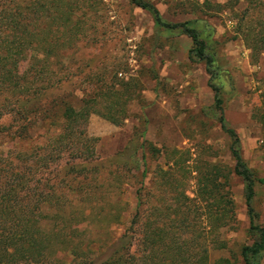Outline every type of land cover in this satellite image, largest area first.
<instances>
[{
    "label": "rangeland",
    "instance_id": "374dc122",
    "mask_svg": "<svg viewBox=\"0 0 264 264\" xmlns=\"http://www.w3.org/2000/svg\"><path fill=\"white\" fill-rule=\"evenodd\" d=\"M150 1L165 20L187 21L207 41L208 54L214 58L212 82L220 90L226 123L239 134L243 157L256 180L252 203L255 222L264 226V56L259 64L252 63L251 52L236 32L237 22L228 10L210 14L194 7L195 0L183 4L182 0ZM48 2L50 15L45 18L38 12L36 27H48L57 40L51 44L49 55L29 45L21 70L47 58L46 63L63 79L48 92L49 100L64 97L78 106L83 97L90 98L94 92L102 94L85 127L96 146L97 159L86 163L94 169L84 185L91 177L105 183L91 190L95 195L85 189L79 197H85L86 208L99 200L103 211L98 220L85 223L92 238L84 248L93 249L95 254L106 243L122 237L137 211V189L145 168L149 206L161 195V189L155 185L159 168L167 170L175 165L174 159L180 161L184 167L175 173L186 182L187 194L194 197L198 172L207 163H217L229 175V183L222 190H231L238 222L236 229L223 230L228 248L211 249V264L223 257H231L233 264H243L242 246L257 238L250 231L246 182L234 173L232 139L222 129V111L216 108L206 66L189 57L192 40L186 35L161 32L152 15L130 0ZM69 10L70 20L59 27V21L66 18ZM107 84L116 91L114 113L120 123L103 114L110 101L104 92ZM4 120L9 121L7 117ZM60 130L59 121L49 132L46 121H39L34 136L39 137V143L48 138L54 141ZM18 144L19 141L5 137L0 139V151L6 152ZM66 150L62 155L65 160L70 153ZM144 152L147 167L143 163ZM65 160L60 163L64 165ZM57 166V162L53 163L52 169ZM221 182L226 179L221 177ZM69 198L77 201L78 195ZM62 212L67 211L58 214ZM58 259L60 264H70L74 256L65 252Z\"/></svg>",
    "mask_w": 264,
    "mask_h": 264
},
{
    "label": "trees",
    "instance_id": "16d2710c",
    "mask_svg": "<svg viewBox=\"0 0 264 264\" xmlns=\"http://www.w3.org/2000/svg\"><path fill=\"white\" fill-rule=\"evenodd\" d=\"M130 2L147 10L161 32L189 37L193 42L190 59L205 64L216 108L222 111V129L232 139L234 173L246 182L250 231L257 234L252 244L242 246V263L262 264L264 226L255 222L252 205L256 180L243 157L239 134L226 123L220 90L212 82L214 58L208 54L207 41L189 22L165 20L154 2ZM195 3L194 7L210 14L228 10L237 22L236 32L251 52L252 63L261 62L264 0H195ZM241 4L244 6L240 9ZM50 11L48 0L39 3L0 0V139L6 137L20 143L6 152L0 151V264H60L59 254L65 252L74 256L70 264H211V249L228 248L222 237L223 230L236 229L238 222L232 192L222 190L229 183V175L217 163H207L204 169L198 170L194 197L187 194L186 182L175 173L184 167L180 161L174 159L175 165L167 170L159 168L155 185L161 189V195L149 206L146 198L150 193L145 182L148 169L145 168L137 189V211L122 237L106 243L95 254L93 249L84 248L92 238L85 223L98 220L103 211L99 200L86 208L85 197H79L85 189L95 195L91 190L105 183L91 177L84 185L88 173L94 169L86 163L97 159L96 146L85 127L102 94L94 92L90 98L83 97L78 106L64 97L49 100L48 92L63 79L46 63L47 58L21 70L29 45L49 55L51 44L57 40L50 35L48 27L39 30L36 27L37 13L42 12L48 18ZM71 16L69 10L58 26H65ZM104 89L110 101L103 114L120 123L114 113L116 91L108 84ZM39 121H46L48 132L59 121L61 130L54 141L48 138L46 142H38L34 128ZM66 149L70 152L67 160L62 157ZM142 158L147 167L146 152ZM62 160L66 161L64 165L60 163ZM56 162L58 166L54 170L52 164ZM221 177L226 182H221ZM75 195H78L77 201H71L69 197ZM52 209L56 212L52 213ZM62 210L67 212L59 215L58 211ZM215 264H233V261L231 257H223Z\"/></svg>",
    "mask_w": 264,
    "mask_h": 264
},
{
    "label": "crops",
    "instance_id": "0c3cea01",
    "mask_svg": "<svg viewBox=\"0 0 264 264\" xmlns=\"http://www.w3.org/2000/svg\"><path fill=\"white\" fill-rule=\"evenodd\" d=\"M262 263H264V260L262 261Z\"/></svg>",
    "mask_w": 264,
    "mask_h": 264
}]
</instances>
